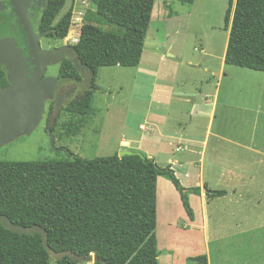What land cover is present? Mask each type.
Listing matches in <instances>:
<instances>
[{
    "label": "trees",
    "instance_id": "obj_1",
    "mask_svg": "<svg viewBox=\"0 0 264 264\" xmlns=\"http://www.w3.org/2000/svg\"><path fill=\"white\" fill-rule=\"evenodd\" d=\"M94 19L87 16L80 28L76 57L90 71L88 89L67 105L63 112L84 118L92 115L94 94L99 90V68L120 65L138 67L155 2L166 0H90ZM192 6L194 0H176ZM232 12L224 63L226 66L264 73V0H228L224 17L228 26ZM66 0H47L42 15V32L54 40L69 33L72 12L60 19ZM61 74L77 78L71 62L64 61ZM2 85L5 82H0ZM50 110L53 111L52 107ZM53 132L54 128L51 127ZM168 180L177 191L190 221L194 213L189 195L199 188H185L171 169L139 152L118 157L64 161L0 162V214L20 226L39 225L55 252L71 251L94 264H159L157 226V179ZM209 198L223 197L225 191H211ZM187 263L208 264L205 255ZM0 264H50V257L36 235H20L0 223ZM55 264H76L69 257Z\"/></svg>",
    "mask_w": 264,
    "mask_h": 264
},
{
    "label": "rangeland",
    "instance_id": "obj_2",
    "mask_svg": "<svg viewBox=\"0 0 264 264\" xmlns=\"http://www.w3.org/2000/svg\"><path fill=\"white\" fill-rule=\"evenodd\" d=\"M234 4L235 1L229 24L225 26L228 0H194L192 6L182 5L176 0L155 2L139 66L99 68L96 77L99 90L95 92L91 105L93 114L84 118L70 116L63 112V106L56 110L53 100H46L40 123L29 134L21 137V144L9 148L1 157L6 161L45 162L70 160L72 156L95 159L119 154L121 151H134L154 159L160 167L174 164L178 157L170 150L152 146L147 139L140 142L139 136L144 132L139 129V124L143 123L142 114L148 108L151 88L155 85V89L169 91L175 82L185 81V93L194 100V86H198L202 80L210 79V75L203 72L204 67L214 71L219 69V56L227 42ZM69 10L72 16L68 35L59 41L42 40V48L75 46L78 40L76 42L73 38H79L85 18L90 16L94 19L95 8L90 0H66L56 21ZM94 23L109 30L101 20L94 19ZM167 53H172L174 57H168ZM56 69L50 66L49 73L54 75ZM225 72L229 76L222 81L215 122V127L226 139L220 144L246 145L254 139L253 136L256 144H264V119L259 115L264 114V96L254 95L260 88L252 80L251 71L227 67ZM225 88L232 89L234 96L230 97L228 105L224 107ZM51 114L56 118L55 121L50 119ZM49 127L54 128L52 136L55 148L60 149V152L51 146L47 132ZM124 141H130L129 146H125ZM165 182L159 184L157 196L159 264H166L168 255L163 247L166 244V222L169 215L171 213L176 218L181 216V210ZM227 204L217 202L213 206L221 212L219 215H223L224 210L231 208ZM218 220L222 231L220 239L211 243L213 264H220L224 259L228 263L225 261L223 264H244V261L245 264H264V228L233 235L230 231L231 218L218 216ZM240 238L245 243L246 259L243 260L235 251V244ZM50 264H55V261L50 259ZM76 264L94 263L92 257H89Z\"/></svg>",
    "mask_w": 264,
    "mask_h": 264
},
{
    "label": "crops",
    "instance_id": "obj_3",
    "mask_svg": "<svg viewBox=\"0 0 264 264\" xmlns=\"http://www.w3.org/2000/svg\"><path fill=\"white\" fill-rule=\"evenodd\" d=\"M226 45L219 56L218 71L204 67L203 72L208 73L210 79L194 86V100L185 93V81L175 82L169 91L155 89L154 85L148 108L142 114L143 123L139 124V129L144 132L139 136L140 142L147 139L152 146L164 147L176 154L178 158L170 166L180 183L185 188L200 190L198 195H189L194 213V220L190 221L173 185L162 177L157 179V196L159 184L165 182L181 210L180 218L170 213L166 222V244L163 247L168 251L166 264H189L188 258L199 255H205L208 264H213L211 243L220 239L222 231L218 226V216L231 218L233 235L264 228V144H256L253 136L254 139L246 145H222L220 142L226 139L215 127L222 81L228 78L225 71L231 67L224 63ZM167 56L174 57L172 53H167ZM251 73L252 80L260 88L254 95L264 96V73ZM232 92V89H224V107L234 96ZM259 115L264 119V114ZM123 143L129 146L130 141ZM205 187L211 191H225L226 195L209 198ZM217 202L228 203L230 210L219 215L221 212L213 206ZM244 247L245 243L240 238L235 251L242 260L246 255ZM225 261L228 263L224 259L220 264Z\"/></svg>",
    "mask_w": 264,
    "mask_h": 264
},
{
    "label": "water",
    "instance_id": "obj_4",
    "mask_svg": "<svg viewBox=\"0 0 264 264\" xmlns=\"http://www.w3.org/2000/svg\"><path fill=\"white\" fill-rule=\"evenodd\" d=\"M14 13L19 18V23L27 33L29 46V57L23 59L20 51L6 49L0 45V64L6 65L8 70L9 85L0 90V146L13 139L29 134L42 120L44 115L45 96H53L56 86V79L42 76L47 72L49 66L61 62L65 55L76 54L73 46H63L56 50L45 51L40 46L41 35H37L33 29L28 8L33 0H9ZM28 64L33 66L30 77H27ZM77 70L80 66L75 61ZM50 135L52 148H55V140L52 130L47 129ZM131 151H121L118 157L132 155ZM0 223L3 228L12 233L20 235H36L42 238V244L50 259L55 262L69 257L73 262L82 261L71 251L55 252L48 246V236L44 227L33 225L29 227L15 225L10 219L0 214ZM93 263L101 261L96 254H91Z\"/></svg>",
    "mask_w": 264,
    "mask_h": 264
},
{
    "label": "flooded vegetation",
    "instance_id": "obj_5",
    "mask_svg": "<svg viewBox=\"0 0 264 264\" xmlns=\"http://www.w3.org/2000/svg\"><path fill=\"white\" fill-rule=\"evenodd\" d=\"M46 5H47V0H33L30 7L28 8L29 14L33 15L31 18L33 29L37 35H41V38L39 40L40 46L42 40L56 41L53 38L49 37L46 32H42V28H43V26L41 27L42 15H43V11L46 8ZM1 44L6 49L9 50L15 49L20 51V56L23 59L29 57L27 33L24 31L23 26L20 25L19 18L14 13L13 7L11 6L9 0H0V45ZM63 46H71V45H56L53 48H47V49H44L41 46V48L45 51H51V50L59 49ZM64 61L71 62L75 69H76L75 61L80 66V64L77 61L76 54L65 55L61 62L53 65V67H57L56 73L54 75L52 73H49V68H50L49 66L47 68V72L42 76V79L46 77H52L56 79V86L53 96L51 97L45 96V101L49 99L53 100L56 110H59L61 106L65 107V105H67L71 101L80 98L84 94V92L88 89V85H89L90 71L84 68L83 66H80L79 70L76 69L78 73L77 78L67 77L61 74V66ZM26 69L27 71H29L27 77H30L33 71V66L28 64V67ZM1 81L5 82V84L2 85L0 83V90L9 85L8 70L6 65L3 64H0V82ZM50 119L55 121L56 118L54 117V115L51 114ZM49 128L51 129V127ZM22 136L23 135L0 146V162L6 161L5 158L1 157L3 153L5 154V152L9 150V148L15 145H19L23 142L21 139ZM9 161H15V160H9Z\"/></svg>",
    "mask_w": 264,
    "mask_h": 264
},
{
    "label": "built area",
    "instance_id": "obj_6",
    "mask_svg": "<svg viewBox=\"0 0 264 264\" xmlns=\"http://www.w3.org/2000/svg\"><path fill=\"white\" fill-rule=\"evenodd\" d=\"M76 20H79L80 21V19H76ZM71 26V25H70ZM73 39H75V41L77 42V40H78V38H73Z\"/></svg>",
    "mask_w": 264,
    "mask_h": 264
}]
</instances>
